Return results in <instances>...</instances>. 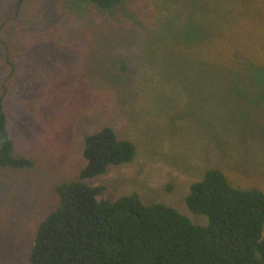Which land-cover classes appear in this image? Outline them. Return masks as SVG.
Wrapping results in <instances>:
<instances>
[{"label":"rangeland","instance_id":"rangeland-1","mask_svg":"<svg viewBox=\"0 0 264 264\" xmlns=\"http://www.w3.org/2000/svg\"><path fill=\"white\" fill-rule=\"evenodd\" d=\"M250 3L125 0L118 14L79 0H0V104L12 152L33 161L0 164V264L28 261L63 182L103 185L110 200L137 192L197 224L207 217L191 212L185 197L209 167L236 186L264 189V110L246 95L258 81L264 90V9ZM174 52L195 59L194 71H176L194 73L192 97L179 98L174 85L164 102L171 82L156 71ZM122 63L130 71H112ZM209 70L219 71L214 89L202 84L215 80ZM125 75L126 83L116 81ZM221 75H232L225 90ZM240 77L241 94L232 89ZM105 125L136 144L135 158L81 179L85 136Z\"/></svg>","mask_w":264,"mask_h":264},{"label":"trees","instance_id":"trees-1","mask_svg":"<svg viewBox=\"0 0 264 264\" xmlns=\"http://www.w3.org/2000/svg\"><path fill=\"white\" fill-rule=\"evenodd\" d=\"M15 1L21 5L24 0ZM79 1L91 2L110 13L121 14L125 9V0ZM250 1L264 9V0ZM185 60L181 53L174 52L170 60H165L162 71H156L159 79L171 82L161 95L164 102L174 85L182 87L179 98L183 94L192 97L188 76L194 73L183 77L176 73L194 71L195 59ZM112 71L126 74L124 71L130 70L122 63ZM209 71L215 80L206 77L202 84L210 83L214 89L219 71ZM221 76L225 90L232 75ZM128 78L125 75L116 81L126 83ZM234 80L232 89L241 94L243 78ZM253 87L256 93L247 90V98L254 103L256 112H262L264 90L261 91L259 81ZM205 92L202 90L197 98ZM212 92L218 95V91ZM232 107L239 110L235 102ZM13 150L6 111L0 104V164L33 166L30 158L14 155ZM136 152V144L130 138L120 137L112 126L105 125L85 136L86 164L79 176L82 179L104 174L110 166L131 162ZM57 189L59 203L39 224L29 259L22 264H264V189L236 186L220 168L209 167L190 184L185 197L190 211L205 215L207 224L193 222L189 215L163 201H145L137 192L110 200L102 196L103 185L93 186L82 180L63 182Z\"/></svg>","mask_w":264,"mask_h":264}]
</instances>
